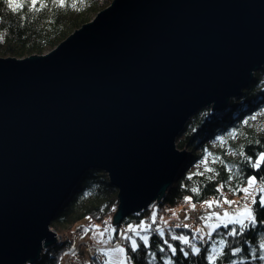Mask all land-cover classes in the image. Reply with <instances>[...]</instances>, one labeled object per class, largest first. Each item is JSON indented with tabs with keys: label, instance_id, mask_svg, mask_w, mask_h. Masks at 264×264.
<instances>
[{
	"label": "water",
	"instance_id": "95a60500",
	"mask_svg": "<svg viewBox=\"0 0 264 264\" xmlns=\"http://www.w3.org/2000/svg\"><path fill=\"white\" fill-rule=\"evenodd\" d=\"M50 52L0 57V264L36 262L88 170L118 189L113 224L159 202L176 139L264 66V0H111Z\"/></svg>",
	"mask_w": 264,
	"mask_h": 264
},
{
	"label": "trees",
	"instance_id": "16d2710c",
	"mask_svg": "<svg viewBox=\"0 0 264 264\" xmlns=\"http://www.w3.org/2000/svg\"><path fill=\"white\" fill-rule=\"evenodd\" d=\"M42 2H46L48 7L40 11L26 6L13 12L8 9L4 0H0V37H2L0 57L25 58L45 54L74 30L89 23L112 1L65 0L63 7L58 3H51V0H42ZM261 71L254 73L249 87L239 96L230 99L223 110L216 111L206 107L196 112L189 122L185 123V127L176 139V145L179 149H187L190 156L161 200L151 206L159 211L158 214L166 207L171 210L175 207H185L186 204L191 206L195 204L197 208L199 204L210 198H221L225 192L232 196L240 195L242 192H233L231 189L246 187L245 180L248 176L264 177V167L259 172H254L251 163L247 160V157L258 156L260 151H264V123L261 126H254L252 121L255 117L253 116L255 109L264 105V83L260 78ZM232 133L235 135H231ZM231 149L236 151V157L229 154ZM205 160L207 163H203ZM201 163L204 166L199 168L198 165ZM209 168L212 171L206 170ZM108 179V175L101 170H88L85 173L50 224L56 232L69 235L70 240L63 245L54 243L48 246L36 262L29 264H60L63 250L67 245L74 243L76 227L84 232V228L93 225L102 227L113 220L119 202L118 189ZM222 184L225 187L221 188ZM192 188H198L199 191L193 193ZM186 197L191 199L186 201ZM259 207L256 206L257 209ZM151 208L140 211L139 214H132L120 225L114 226L117 234L120 227L130 224L136 227L140 221L152 225L148 232H141V235L149 236L147 247L133 232L127 234L137 239L140 245L136 253H131L129 249V255L134 257V264H166L168 260H171L172 264H231L233 261L235 264H264V260L259 259L260 255H264V248L260 247L264 243V210L255 212L257 223L249 224L243 232H240L235 225H229L227 229L221 225L211 233L208 241H204L201 239L203 234L198 233L197 227L189 221L176 220L173 226L165 223V220L162 222L157 220L152 224L151 217L154 212ZM177 223L182 225L187 223L189 228H176ZM232 227H237L235 236L228 235ZM157 228L165 229L163 237L154 231ZM173 235L189 236L190 243L200 246L201 252L193 254L188 245L172 240ZM221 239L224 240V244L220 243ZM125 243L126 247L130 244V242ZM168 244L177 248L176 255L172 254ZM213 244L218 245L219 250L215 253L216 259L210 262L207 256L213 255L210 249ZM161 248L164 249L163 252L160 251ZM180 248L189 252V255L185 257L179 251ZM236 248H240L241 251L233 255ZM76 256L81 259V263L85 259L87 260L85 264H100L97 258L85 257L83 251L78 252Z\"/></svg>",
	"mask_w": 264,
	"mask_h": 264
},
{
	"label": "snow or ice",
	"instance_id": "6c2138e0",
	"mask_svg": "<svg viewBox=\"0 0 264 264\" xmlns=\"http://www.w3.org/2000/svg\"><path fill=\"white\" fill-rule=\"evenodd\" d=\"M4 2L7 4L8 9L12 10L13 12H17L26 6L29 7L32 10L40 11L43 8L48 7V4L46 2H42V0H25V2H18V0H4ZM51 3L56 4L58 3L59 6L63 7L65 5V0H51ZM75 7V5H73ZM2 39V37H0ZM231 135H235V133H232ZM241 155H244V153H240ZM247 160L251 163V169L254 172H259L262 167H264V151H260L258 156L253 157H247ZM203 163H207L205 160ZM207 171H212V169H206ZM239 175V173H237ZM191 179V177H189ZM229 179H232V177H229ZM260 182L264 184V177H258L256 175L248 176L245 180V183L247 184L246 187L243 188H233L231 191L233 192H242L244 194L243 200L244 203L242 205H238L236 210L233 212L224 211L222 214L219 211L211 212L209 215L201 216L200 219L204 220H212L213 217H215L219 223L213 224V225H207L208 227L212 229L220 228L221 225L224 228H229V225H235L238 226L239 231L243 232L246 228H248L249 224L255 225L257 223V216L255 214L256 211L264 210V187H261L259 189V198L253 195V185L257 182ZM225 187V185H221V188ZM191 191L193 193H197L199 191L198 188H192ZM219 191V189H217ZM223 203L232 205L233 201L227 200L226 198H223ZM191 197H186L185 200H190ZM207 208L211 209L213 205L215 204L217 207H219L220 200L216 201H205ZM249 204H251L253 207H249ZM259 205V209L256 208V206ZM193 209H195V204L192 205ZM152 224H155L157 221V216L155 213H153L152 217ZM167 223V222H165ZM151 224H146L144 221H140V223L133 227L132 225H128V228L125 230L124 233L121 234V239L125 242H130V244L126 246H122L121 243L112 244L111 241L113 239L112 234L116 233V229L112 228L110 225L108 227H105L103 230H100L98 226H90L87 228H84L83 231L85 233L92 232L94 237L96 238V242L98 245H102L97 249V251L100 253V256L97 257L98 260H100V264H134V257L129 255V249L131 253H136L140 247L138 244L137 239L133 238L131 235H127L128 232H133L136 237L139 238L140 241L143 242V245L147 247L149 245V236L148 235H141V232H148L149 229H151ZM176 228H189V225L187 223L179 224L177 223L175 225ZM137 228H139V231H137ZM154 231H157L161 237L165 235V229L164 228H157L154 229ZM196 231L198 233H202V228H197ZM108 233V238L105 239V234ZM211 235V233H209ZM228 235L235 236L237 235V227H232ZM172 240H178L184 245H188L191 249V252L193 254H199L201 252V249L197 247L195 244L190 243L189 236L187 235H173ZM201 239H203V236H201ZM167 244V241H165ZM221 244H224V240L221 239ZM108 246V247H104ZM168 247L171 249V252L173 255H176L177 248L173 247L171 244H168ZM261 248H264V243L260 245ZM161 252L164 251L163 248L160 249ZM179 251L183 253L185 257L189 255V252L185 251L183 248H180ZM241 251L240 248H236L233 252V255L239 253ZM213 252H215V249H213ZM106 258V259H105ZM155 257L153 256V259ZM255 258V257H254ZM216 259L215 255H209L207 256L208 261H214ZM260 260H264V255L259 256ZM166 264H172L171 260H168ZM231 264H235V262H231Z\"/></svg>",
	"mask_w": 264,
	"mask_h": 264
},
{
	"label": "rangeland",
	"instance_id": "374dc122",
	"mask_svg": "<svg viewBox=\"0 0 264 264\" xmlns=\"http://www.w3.org/2000/svg\"><path fill=\"white\" fill-rule=\"evenodd\" d=\"M261 70H263V71H261ZM261 70H259V71H261L260 78H261V80L264 83V66H263V68ZM254 112H255V114L253 116H255V117H254V119H252L253 124H254V126H261L264 123V105H263L262 108L259 107V108L255 109ZM229 154L231 156L233 155V157H236L237 156L236 151L235 150H232V149L229 150ZM188 158L186 159V161L188 160ZM186 161H185V163H187ZM201 166L202 167L204 166L203 163H201V164L198 165L199 168H201ZM181 170L179 172H181ZM261 187H264V184L260 183L259 181L253 185V195L254 196L257 197V196L260 195L259 189ZM243 196H244L243 193L240 194V195H237V196H235V195L232 196L231 194H228V193L225 192V194L223 196H221V197L226 198L227 200H230V201L235 202L232 205H228V204L223 203V199L222 198H215V197L210 198L207 201H216L218 199L220 200L219 207H217L214 204L211 209H208L207 208V205H206L205 202L199 204L198 207L195 208V209L192 208L191 204H186L185 207H181V208L180 207H175V208H172L171 210L168 209V208H164L165 210L163 212L161 211L160 214H158L159 211L154 210L155 208H151V206L153 204H155V203H153L149 207L151 208V210L158 217L157 220H159L161 222H162V220H165V222H167V223H169L171 225L172 223H175L176 220L177 221L180 220L179 222L189 221V222H191L193 224V226H196L197 228H202L203 229V232L201 234H203V240H205V238H206L205 234L212 233L215 230V229H212V228L208 227L207 225H213V224L219 223V221L215 217H213L212 220H204V219H200V217L201 216H205L206 217L207 215H209L211 212H214V211H219L221 214L224 211L233 212V211L236 210V208H237L238 205H242L244 203ZM249 207L251 208L252 205L249 204ZM181 213H182V215L184 214L186 216V218H184V219L178 218V215L181 214ZM173 219H175V220H173ZM112 221L106 223L105 226L99 227V229L100 230H103L105 227H108L109 225L112 228H114V226H118V225L113 224ZM127 228H128V226H122V227H120L118 229V233L117 234L113 233L112 234L113 239H112L111 243L112 244L121 243L122 246H126L125 241L122 242L121 234L124 233ZM75 232H76V234H75L76 237H74V240H73L74 243H72V245H67L66 246V248L69 246V247H71V249L69 250V252L67 250H65L64 255H62V257L60 259V264H85V262L87 260L83 259L82 260V263H81L80 262L81 259H79L78 256H76L77 253L80 252V251H83V253L85 254V257L86 256L89 257V255H88V253L86 251V247L89 244L90 245H93V246H96L98 248L102 246V245H98L97 244L96 238L94 237V235H93V233L91 231L88 232V233H85V232H82L80 228H77L76 227L75 228ZM108 235L109 234L106 233L104 238L107 239L108 238ZM69 237H68V239H69ZM196 246L197 247H200L198 245H196ZM104 247H108V246H104ZM218 248H219V246L216 245V244H213V246H211L210 249H212V252H213V249H215V252H213V255H215V253L218 252V250H219Z\"/></svg>",
	"mask_w": 264,
	"mask_h": 264
},
{
	"label": "bare ground",
	"instance_id": "6f19581e",
	"mask_svg": "<svg viewBox=\"0 0 264 264\" xmlns=\"http://www.w3.org/2000/svg\"><path fill=\"white\" fill-rule=\"evenodd\" d=\"M75 31V30H74ZM73 31V32H74ZM72 32V33H73ZM71 33V34H72ZM71 34H69V35H71ZM54 49V48H53ZM52 49V50H53ZM51 51V50H50ZM50 51H48V52H50ZM47 52V53H48ZM46 54V53H45ZM43 55V54H42ZM263 68V67H262ZM248 88V87H247ZM155 203H157V202H155ZM140 212H138V213H136V214H139ZM52 228V227H51ZM53 229V228H52ZM56 232V231H55ZM56 242H55V244H61V245H63V243L65 242H68L69 241V239H68V237H69V235H67V234H62V233H60V232H56ZM59 239H62V241H59ZM65 240V241H64ZM48 247V246H47ZM71 249V247H67V248H65L64 250H63V255H64V253H65V250H67L68 252H69V250ZM45 250V249H44Z\"/></svg>",
	"mask_w": 264,
	"mask_h": 264
},
{
	"label": "built area",
	"instance_id": "2783aa9c",
	"mask_svg": "<svg viewBox=\"0 0 264 264\" xmlns=\"http://www.w3.org/2000/svg\"><path fill=\"white\" fill-rule=\"evenodd\" d=\"M166 208H168V207H166ZM173 224L174 223H172V226H173ZM209 239H210V235H207L204 241H208ZM59 241H62V239H59ZM122 242H123V240H122ZM97 249H98V247L89 244L86 247V251H87L89 257H92V258L99 257L100 256V253L97 251Z\"/></svg>",
	"mask_w": 264,
	"mask_h": 264
},
{
	"label": "crops",
	"instance_id": "0c3cea01",
	"mask_svg": "<svg viewBox=\"0 0 264 264\" xmlns=\"http://www.w3.org/2000/svg\"><path fill=\"white\" fill-rule=\"evenodd\" d=\"M178 218L184 219V218H186V216L184 214L182 215V213H181V214L178 215Z\"/></svg>",
	"mask_w": 264,
	"mask_h": 264
}]
</instances>
